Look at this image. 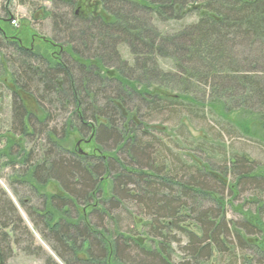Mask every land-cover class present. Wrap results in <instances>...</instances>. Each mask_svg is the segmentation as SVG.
Wrapping results in <instances>:
<instances>
[{"label":"trees","instance_id":"16d2710c","mask_svg":"<svg viewBox=\"0 0 264 264\" xmlns=\"http://www.w3.org/2000/svg\"><path fill=\"white\" fill-rule=\"evenodd\" d=\"M0 1V80L9 78L11 98L0 157L19 166V188L36 192L37 206H27L13 190L58 262L41 246L35 256L44 264H244L246 256L264 264V173L224 141L238 135L232 115L242 134L257 137L250 124L264 131V0H98L101 12L88 16L75 11L84 0H49V37L32 34L29 45L2 28L13 17L10 0ZM189 129L204 138L187 145ZM71 132L94 152L67 149ZM49 183L58 193L45 192ZM239 191L254 195L256 217L234 222L227 207ZM8 228L25 237L12 235L15 246L33 244L0 190V230ZM10 257L0 234V262Z\"/></svg>","mask_w":264,"mask_h":264},{"label":"rangeland","instance_id":"374dc122","mask_svg":"<svg viewBox=\"0 0 264 264\" xmlns=\"http://www.w3.org/2000/svg\"><path fill=\"white\" fill-rule=\"evenodd\" d=\"M2 6V2L0 1V8ZM101 4L98 0H84L82 3H78L75 7V11L82 15H90V14H99L101 12ZM7 10L11 14V17L16 18L18 20L17 27H12L10 25V21H5L1 24L2 28H5L6 34H14L17 33L22 42L25 45H29L32 38V34L49 37L50 33V23L49 19H46L44 16V12L50 10V1L49 0H10L7 4ZM38 18V19H37ZM187 23L190 21L187 20ZM167 27H172V24H167ZM168 28V29H169ZM163 65L165 64V67H169V64L167 61L161 62ZM9 78L6 79L1 78L0 80V140H1V146H4L5 139L3 138V135L8 132L9 126L11 123V98H10V89H9ZM11 87V86H10ZM161 95H168V93L164 90H158ZM24 96V95H22ZM25 106L28 111L36 113L38 112L37 106L34 103V100H32L28 95L24 97ZM64 117V116H63ZM63 117L56 118L54 123L52 125H56V127H60L64 119ZM66 117V115H65ZM229 125L232 127L235 132L238 134L237 136H232L231 138H227L224 136L225 146L230 147V150L232 153L235 154H244L247 155L254 163L260 165L262 167L259 169L261 173H264V139L261 138L264 137V131L261 130L258 133V130L260 128L259 125L253 126L249 125L250 131H253L254 134H257V137H248L245 134H242L241 131L238 129L236 130L232 121H236L237 118H235V115L230 116L229 119ZM222 122V121H221ZM226 124V120L224 121ZM190 130V140H188L186 143L187 145L190 144V142H197L198 138H204V131H201L200 129H189ZM175 139V138H174ZM176 140V139H175ZM184 140V139H182ZM165 142H168V139L165 138ZM78 144V145H77ZM65 147L73 152H81L82 154H92L94 152L92 148V144L87 138H82L79 134L71 132L64 143ZM184 143H179L178 153L185 154L188 147ZM30 147V144L28 145V148ZM182 149V150H181ZM185 151V152H184ZM188 153V152H187ZM17 160V159H16ZM18 165L15 166V169H12V167L9 165V161L6 157H0V190H2L6 196L9 198V200L14 204L15 208L17 209V212L26 225L31 237L33 238V244L30 246L27 243H22L20 246H15L13 244V233L11 231V228H8L6 230H0V234L7 235V238H9V250L11 251V257L5 261L0 262V264H44L43 260L40 257L35 256L37 253L35 252V248L37 246H41L45 253L49 256H52L53 259H56V257L51 253L49 248L44 244L39 237L37 236V232L32 228L29 220L27 219L24 211L21 209L18 203V199L15 196L14 188L19 190L21 193H25V197L28 196V201L26 202L27 206H37V199H35V195L37 197L36 192L33 190L29 191L27 188H19L18 185L15 183V174L13 171L18 169ZM28 191V192H27ZM32 191L35 193L33 194ZM27 192V193H26ZM45 192H48L50 194H56L58 193V188L55 183H49L45 187ZM240 192V191H239ZM32 196V198H31ZM237 199H231L229 201V207H227V218L229 220H232L234 222H238L241 220V213H246V216L253 217L255 215L257 205L254 206L252 203L256 201L254 195L250 192H240ZM264 200V198H262ZM262 209H260L259 217L261 219V222L264 227V207L262 205ZM249 213H251L249 215ZM137 228H140L139 225H137ZM18 237L21 241H26L23 234L16 231V235H13ZM255 240V238H253ZM252 239V240H253ZM259 239V236L256 238ZM261 240V239H259ZM27 244V245H26ZM24 248H28V251L33 253L34 255H27L24 252ZM251 254V253H246ZM251 256L245 257V263L248 264L250 261ZM58 262V261H57Z\"/></svg>","mask_w":264,"mask_h":264},{"label":"built area","instance_id":"2783aa9c","mask_svg":"<svg viewBox=\"0 0 264 264\" xmlns=\"http://www.w3.org/2000/svg\"><path fill=\"white\" fill-rule=\"evenodd\" d=\"M10 25L12 26V27H17V25H18V20L16 19V18H12L11 19V21H10ZM2 146L0 145V148H1Z\"/></svg>","mask_w":264,"mask_h":264},{"label":"water","instance_id":"95a60500","mask_svg":"<svg viewBox=\"0 0 264 264\" xmlns=\"http://www.w3.org/2000/svg\"><path fill=\"white\" fill-rule=\"evenodd\" d=\"M10 21V20H9ZM78 145V144H77ZM79 154H82L81 152H78Z\"/></svg>","mask_w":264,"mask_h":264}]
</instances>
